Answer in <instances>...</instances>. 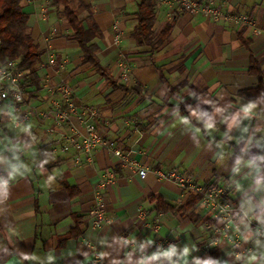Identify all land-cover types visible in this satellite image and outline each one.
<instances>
[{"label":"crops","instance_id":"1","mask_svg":"<svg viewBox=\"0 0 264 264\" xmlns=\"http://www.w3.org/2000/svg\"><path fill=\"white\" fill-rule=\"evenodd\" d=\"M67 1L85 29L90 22L98 26L96 55L109 77L83 61L62 7L55 0L21 1L29 15L30 34L44 52L36 66L38 80L27 87L21 110L8 101L0 107L13 106L21 119L31 124L37 149L49 148L55 155L46 165L48 172L34 170L27 182L21 181L15 188L11 199L19 247L30 253L24 264H45L44 258L52 252L57 264H91L94 250L100 255L99 264H139L154 255L159 244L167 248L169 241L196 244L201 251L194 255L202 259H228L224 251L205 246L223 226L210 217L200 195L157 178L155 170L174 168L200 185L226 184V197L238 206V213L241 203L253 195L255 169L259 166V175L264 176V162L257 160L252 167L242 163L241 171H234L237 159L248 161L264 155V148L255 146L244 151L251 130L239 142L228 139L226 126L217 117L216 127L203 135L197 147L166 113L179 102L177 97H182L181 115L187 116L184 104H195L188 95L190 90L211 97L226 92L233 100L259 96L264 90V0H213L223 12L245 16V23L207 18L200 12L180 10L175 2L156 0L154 30L170 23L171 31L166 42L152 53L131 38L134 0ZM199 1L200 5L207 3ZM252 60L259 73L250 71ZM123 65L129 67L126 79L122 77ZM60 79L73 86V98L80 107L96 111L98 132L111 143L108 148L96 147L91 160L61 138L72 130L84 134L76 115L61 124L52 117L41 120L37 115L51 106L43 88L45 82ZM161 119L171 135L152 131ZM6 122L7 117L0 118V136H9L15 143L18 129ZM47 126L54 130L47 132ZM229 135L239 138L241 133L233 129ZM19 139L26 140V134ZM117 148L147 170L144 178L120 163L112 151ZM240 182L245 191L236 192ZM159 202L171 208L158 209ZM96 203L102 205L105 221L94 223L90 211ZM156 217L159 221L154 228ZM146 239L156 242L142 248ZM4 256L0 251V258ZM148 264L158 262L150 260Z\"/></svg>","mask_w":264,"mask_h":264},{"label":"clouds","instance_id":"2","mask_svg":"<svg viewBox=\"0 0 264 264\" xmlns=\"http://www.w3.org/2000/svg\"><path fill=\"white\" fill-rule=\"evenodd\" d=\"M7 67H11L10 62H7ZM5 72L6 68L0 66V80L5 78ZM17 93L15 99L19 101L22 97L18 89ZM188 95L192 97L195 104H184V109L188 112L187 116L181 115L179 102H183L182 97H177L179 102L166 115L178 123L194 145L199 147L203 135L216 127L214 118L218 117V122L226 126L225 136L228 139L235 138L239 142L244 138V134H249L251 130V134L247 135L244 151L253 146L264 148V90L257 97H246L239 100H233L226 92L211 97L190 90ZM3 117H7L5 125L16 127L18 132L15 143L9 136H0V165H3L0 170V251L5 254L0 258V264H24L30 258V253L23 252L19 247L21 240L17 217L11 213L13 208L11 199L15 188L21 181L27 182L34 170L39 169L41 174H46L48 172L46 165L55 159V155L49 148L37 149L36 137L32 132L31 124L21 119L13 106L0 107V118ZM157 123L159 127L154 124L152 128L155 134L171 135L166 128L165 120L161 119ZM233 129L239 130L241 133L239 138L229 135ZM258 133L259 138H257ZM24 134L27 139L20 140L19 137ZM257 160L264 162V155L248 161L237 159V167L234 171L239 173L242 163L245 167H252ZM255 170L257 178L254 180L253 195L241 203L240 212L236 216L231 215L230 209L224 216L217 218V223L223 224V227L217 228V234L205 245L207 248L224 251L228 259L212 256L202 259L194 255L201 251L196 244L185 242L181 245L169 242L167 248L163 243L159 244L158 251L151 257L141 259L139 264H148L150 260L158 264H264V176L259 175L261 172L259 166H256ZM140 175L144 177L146 173L141 171ZM52 178L49 175V179ZM247 179L246 175L244 180ZM243 191H245L244 183H237L236 192ZM253 197H255V202ZM127 242L131 243L132 240H127ZM155 242L156 240L146 239L141 247L152 245ZM7 245H12V249H9ZM67 255L71 257L73 253L69 251ZM44 262L45 264H57V256L52 252L44 258Z\"/></svg>","mask_w":264,"mask_h":264},{"label":"built area","instance_id":"3","mask_svg":"<svg viewBox=\"0 0 264 264\" xmlns=\"http://www.w3.org/2000/svg\"><path fill=\"white\" fill-rule=\"evenodd\" d=\"M159 2H175L180 10L188 11L190 13L200 12L207 18H226L234 22H247L245 16L223 12L219 5L215 4L213 0H207V3L204 5H200L199 0H159ZM248 24L251 23L248 22ZM7 62L11 63V67H7ZM0 66H4L6 68L5 78L0 80V95H2V98H0V104L4 101H8L13 104L16 109L21 110V107L25 105V101L27 99V89L25 86L28 79L27 71L19 68L17 61L12 59L0 58ZM122 72V77L126 79L129 73V67L123 65ZM13 81H15V84H13ZM43 88L49 95L51 106L49 110L37 113L41 120H47L52 117L56 124H61L69 121L72 115H76L84 127L83 135H79L76 130H72L70 133L61 135V138L66 143L77 147L84 154L87 160H91L92 151L96 147H110L111 143L104 140L98 132L96 111L90 107H80L75 102L73 98V86L68 81L64 79H60L59 81L53 83L46 81ZM17 89L22 97L19 101L15 99L18 94ZM4 93H6V95H3ZM45 130L47 132H52L54 129L51 126H47ZM112 151L118 157L120 163L135 169L140 177L141 171L147 173V170L140 167L136 161L131 159L128 153H124L119 148L113 149ZM155 175L159 179L171 181L174 185L186 193L194 192L199 194L202 205L208 208L210 217L214 220H217L220 216H224L230 209L232 216H236L239 211L238 206L226 197L228 191V186L226 184L222 185L214 182L206 185H200L192 181L188 175L174 168L167 169L165 171L161 169L155 170ZM90 215L94 223L106 220L104 210L100 203L95 204L94 208L90 211ZM158 221L159 219L156 217L154 228L158 226ZM169 242L166 245H168ZM100 260L99 253L94 250L91 264H99Z\"/></svg>","mask_w":264,"mask_h":264},{"label":"trees","instance_id":"4","mask_svg":"<svg viewBox=\"0 0 264 264\" xmlns=\"http://www.w3.org/2000/svg\"><path fill=\"white\" fill-rule=\"evenodd\" d=\"M22 0H0V58L17 61L19 68L27 71L26 89L36 84L38 76L36 66L44 50L32 38L28 26V13L24 12ZM135 24L131 38L138 46H145L150 53L160 48L168 39L171 24L168 23L159 31L154 30L156 0H134ZM62 7L67 22L72 29L71 38L78 43L84 62H89L96 71L104 77H109L107 71L101 66L97 51L98 45L94 38L99 37V28L94 22L85 29L82 20L78 18L75 10L67 0H55ZM250 71L259 73V68L251 61ZM158 209H169L170 206L158 203Z\"/></svg>","mask_w":264,"mask_h":264}]
</instances>
